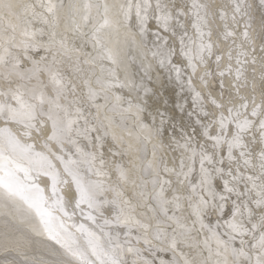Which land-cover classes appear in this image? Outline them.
<instances>
[{"label":"snow or ice","instance_id":"6c2138e0","mask_svg":"<svg viewBox=\"0 0 264 264\" xmlns=\"http://www.w3.org/2000/svg\"><path fill=\"white\" fill-rule=\"evenodd\" d=\"M253 7L0 0V206L56 257L12 264H264Z\"/></svg>","mask_w":264,"mask_h":264},{"label":"bare ground","instance_id":"6f19581e","mask_svg":"<svg viewBox=\"0 0 264 264\" xmlns=\"http://www.w3.org/2000/svg\"><path fill=\"white\" fill-rule=\"evenodd\" d=\"M229 0H214V2L219 3H225ZM249 3H254V7L252 9V18L251 23L253 25V30L257 33L260 31L262 24H264V21H262V17H264V8L259 7V0H248ZM151 31L155 32L156 28L154 25V22H150ZM240 28H243V24L240 25ZM165 97L168 99L169 103L167 105L169 109L170 114H175L176 116V123L179 130V123H180V117L181 113L178 110L173 109V102L179 101L180 96L183 95L184 99L187 100L189 103L190 100V94L188 93H182L178 94V91L175 89L174 83H168L162 90ZM184 122L188 123V118L184 117ZM191 130V129H189ZM169 135H171V131L169 130ZM7 211L6 209H3L2 206H0V240L3 239L5 234L9 235L15 240H19L22 244L28 241L35 242V243H28L27 247L24 249L29 257H35V258H43L45 260H54L56 257L51 255L47 248H45L42 244H40L38 241H40L41 237H37L33 234H31L28 229L22 225L19 220H14L10 215L6 216L4 215V212ZM214 220V218H213ZM51 242L45 241V244H50ZM170 258V257H166ZM19 257L17 256L15 251H5L2 248H0V264H12L14 260H18Z\"/></svg>","mask_w":264,"mask_h":264},{"label":"rangeland","instance_id":"374dc122","mask_svg":"<svg viewBox=\"0 0 264 264\" xmlns=\"http://www.w3.org/2000/svg\"><path fill=\"white\" fill-rule=\"evenodd\" d=\"M228 3H230V0L228 1Z\"/></svg>","mask_w":264,"mask_h":264}]
</instances>
